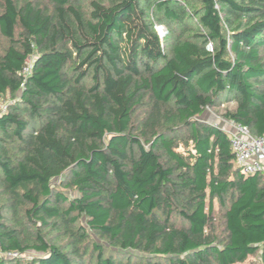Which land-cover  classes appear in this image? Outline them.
Listing matches in <instances>:
<instances>
[{
	"label": "trees",
	"instance_id": "1",
	"mask_svg": "<svg viewBox=\"0 0 264 264\" xmlns=\"http://www.w3.org/2000/svg\"><path fill=\"white\" fill-rule=\"evenodd\" d=\"M45 2L0 0V264H264V174L201 118L264 136V0Z\"/></svg>",
	"mask_w": 264,
	"mask_h": 264
},
{
	"label": "built area",
	"instance_id": "2",
	"mask_svg": "<svg viewBox=\"0 0 264 264\" xmlns=\"http://www.w3.org/2000/svg\"><path fill=\"white\" fill-rule=\"evenodd\" d=\"M28 66L23 73L28 72ZM230 136V146L236 166L244 175L256 172L264 174V136H254L249 130L236 123L230 122L226 131ZM0 256L17 257V253H0Z\"/></svg>",
	"mask_w": 264,
	"mask_h": 264
},
{
	"label": "rangeland",
	"instance_id": "3",
	"mask_svg": "<svg viewBox=\"0 0 264 264\" xmlns=\"http://www.w3.org/2000/svg\"><path fill=\"white\" fill-rule=\"evenodd\" d=\"M34 3H41V5L48 7V4L45 2V0H32ZM49 8V7H48ZM157 32L162 35L165 32V27L164 26H156ZM7 40L3 37L0 36V53L3 51V49H5L7 47ZM12 101V99L10 98V95H6L4 96V98L0 101V108L4 109L6 108L7 104ZM227 104L222 105V107H220L219 109H224V107H226ZM201 118L209 123H212L216 126H218L219 128L223 129L224 131H228L230 128V122L223 120L222 118H220L218 115H215L213 112H211L210 110H206ZM6 196L4 194L1 193V189H0V204H3L5 201ZM5 210V209H4ZM214 223H215V227L217 229V231L219 233H221L222 231V215H223V210H220L217 206L214 209ZM19 216L16 218V220L18 221H23L24 217L22 212H19ZM11 214L12 213H8V215L6 216V218L10 219L11 218ZM13 215V214H12ZM14 216V215H13ZM11 222L13 223L14 220H11ZM94 240H96V238L94 237ZM32 253L30 252H26L23 255H19L18 257H16L17 259H21L23 262L27 261L28 259H30V255ZM255 259V256H249L248 259L243 262L242 264H248L250 262H253Z\"/></svg>",
	"mask_w": 264,
	"mask_h": 264
}]
</instances>
